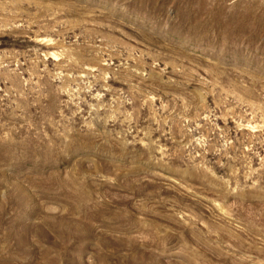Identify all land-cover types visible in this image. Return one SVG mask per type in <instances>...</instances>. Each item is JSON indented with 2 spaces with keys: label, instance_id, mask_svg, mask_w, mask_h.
Segmentation results:
<instances>
[{
  "label": "rangeland",
  "instance_id": "374dc122",
  "mask_svg": "<svg viewBox=\"0 0 264 264\" xmlns=\"http://www.w3.org/2000/svg\"><path fill=\"white\" fill-rule=\"evenodd\" d=\"M0 264H264V0H0Z\"/></svg>",
  "mask_w": 264,
  "mask_h": 264
}]
</instances>
